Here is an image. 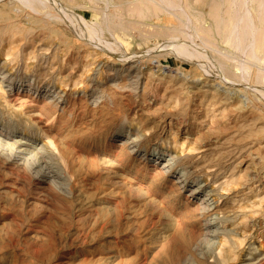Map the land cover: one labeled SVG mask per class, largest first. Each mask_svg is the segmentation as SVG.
Instances as JSON below:
<instances>
[{
    "label": "rangeland",
    "instance_id": "1",
    "mask_svg": "<svg viewBox=\"0 0 264 264\" xmlns=\"http://www.w3.org/2000/svg\"><path fill=\"white\" fill-rule=\"evenodd\" d=\"M0 264H264V0H0Z\"/></svg>",
    "mask_w": 264,
    "mask_h": 264
},
{
    "label": "bare ground",
    "instance_id": "2",
    "mask_svg": "<svg viewBox=\"0 0 264 264\" xmlns=\"http://www.w3.org/2000/svg\"><path fill=\"white\" fill-rule=\"evenodd\" d=\"M156 1V0H155ZM177 4V3H176ZM163 6V5H162ZM178 6V5H177ZM186 6V5H185ZM153 11V10H152ZM157 12V11H156ZM184 12V11H183ZM178 13V12H177ZM181 13V12H180ZM184 13H186V12H184ZM180 15V14H179ZM200 36V35H199ZM180 45V44H179ZM177 47H179V46H177ZM183 46H181V48H182ZM171 48V47H170ZM174 47H172V49H173ZM180 48V49H181ZM173 51V50H172ZM180 52H181V50H179ZM178 52V51H177ZM182 52H183V50H182ZM187 52V51H186ZM186 52H185V54H186ZM190 55V54H189ZM180 56V55H179ZM185 56H188V55H185ZM191 59H192V56H189ZM127 58V57H126ZM179 131V130H178Z\"/></svg>",
    "mask_w": 264,
    "mask_h": 264
}]
</instances>
